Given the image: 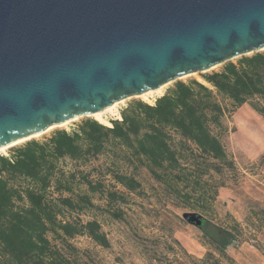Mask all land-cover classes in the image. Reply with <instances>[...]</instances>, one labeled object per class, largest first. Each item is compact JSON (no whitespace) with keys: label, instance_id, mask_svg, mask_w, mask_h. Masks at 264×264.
I'll return each mask as SVG.
<instances>
[{"label":"trees","instance_id":"obj_1","mask_svg":"<svg viewBox=\"0 0 264 264\" xmlns=\"http://www.w3.org/2000/svg\"><path fill=\"white\" fill-rule=\"evenodd\" d=\"M202 77L207 84L174 82L154 104L132 100L111 126L86 118L73 131L58 129L44 142L30 140L11 155H0V264H101V251L111 248L97 219H63L66 211L95 206L88 193L74 194L76 174L58 165L65 159L87 162L112 149L135 169L145 166L167 199L210 212L219 189L237 173L220 137L226 108L218 98L233 108L250 103L264 116V51ZM258 162L264 163V153ZM108 173L115 187L142 191L135 174L112 166ZM83 177L89 192L103 194L109 202L125 201L102 181ZM113 215L122 217L121 212ZM200 216L197 227L207 252L198 264H235L228 248L242 244L246 232H264V207L258 204L249 205L243 223L231 218L222 225ZM257 248L264 256V245Z\"/></svg>","mask_w":264,"mask_h":264},{"label":"water","instance_id":"obj_2","mask_svg":"<svg viewBox=\"0 0 264 264\" xmlns=\"http://www.w3.org/2000/svg\"><path fill=\"white\" fill-rule=\"evenodd\" d=\"M261 51L264 0H0V148Z\"/></svg>","mask_w":264,"mask_h":264},{"label":"rangeland","instance_id":"obj_3","mask_svg":"<svg viewBox=\"0 0 264 264\" xmlns=\"http://www.w3.org/2000/svg\"><path fill=\"white\" fill-rule=\"evenodd\" d=\"M237 60L238 58L232 61ZM222 67L223 65H219L207 73H194L181 80L187 82L196 79L207 84L202 75L219 71ZM173 83L166 84L162 94L156 96L155 100L152 99V102H147L141 97L124 99L118 104L116 114H107L108 120L111 122L120 119L121 111L132 100L140 99L154 104L157 98L173 86ZM218 99L226 108L223 117L225 131L220 137L226 151L236 163L237 173L236 179H229L228 186L219 189L213 208L208 213L167 199L161 186L145 166L137 165L135 169L127 161L115 157L111 152L112 149L106 151L104 155L90 158L87 162H74L69 159L59 162V168L67 173L76 174L73 184L74 194L88 193L95 205L92 209L80 213L66 211L63 219L77 218L83 222L97 219L101 223L111 241V248L100 253L101 264H198V259L205 255L207 249L200 241L199 228L185 220L184 213L200 214L224 225L230 222L231 218L243 223L249 205L258 204L261 208L264 207V163L258 162L259 157L264 153V116L254 110L250 103L233 108L229 101L221 97ZM86 118L93 117L78 118L31 140L44 142L58 129L73 131ZM245 118H252L255 127L248 125ZM257 132H260L258 142L251 143V136H247L250 138L247 141L245 135L249 133L257 135ZM26 142L11 147L0 155L9 156L15 148ZM111 166L119 168L122 172L135 174L142 184V191L132 193L121 187H115L108 173ZM83 176L92 181H102L107 190L122 193L125 201L117 199L109 202V198L105 195L89 192ZM51 192L56 196L57 193L53 189ZM115 212H121L122 217H115L113 215ZM244 239L242 244L228 248V253L235 264H264V256L257 248L258 245H264V232L256 236L246 232Z\"/></svg>","mask_w":264,"mask_h":264},{"label":"bare ground","instance_id":"obj_4","mask_svg":"<svg viewBox=\"0 0 264 264\" xmlns=\"http://www.w3.org/2000/svg\"><path fill=\"white\" fill-rule=\"evenodd\" d=\"M165 85L166 84H164L163 86H161V87H159L158 89H155V90H149L148 92H145V93H143L142 95H140V97L141 98H143L145 101H147V102H152L153 100H155V97L156 96H159L160 94H162V91H163V88L165 87ZM153 99V100H152ZM121 102H123V100L122 101H118V102H115L113 105H111L110 107H108V108H106V109H104V110H102V111H100V112H96V113H93V114H91L90 116L91 117H93L95 120H97V121H99L100 123H102V124H104V125H107V126H111L112 124H111V122L108 120V118H107V114L108 113H112V114H116L115 113V110H116V108H117V106H118V104L119 103H121ZM248 116V115H247ZM120 118H121V116H120ZM77 118H75V119H73V120H70V121H67V122H65V123H63V124H61V125H59V126H64V125H67L68 123H70V122H72V121H74V120H76ZM246 119V123L248 124V125H250V126H252V127H255V125H254V121L252 120V118L251 119H247V118H245ZM255 120V119H254ZM244 122V121H243ZM55 128V126H51V127H49L48 129H46L45 131H43V132H40V133H36V134H33V135H30V136H28V137H26V138H23V139H21V140H19V141H17V142H15V143H13V144H9L7 147H3V148H0V153H4L6 150H8L9 148H11L12 146H15V145H19V144H21V143H23V142H26L27 140H30V139H32V138H34V137H37V136H40V135H43V134H45V133H47L48 131H50V130H52V129H54ZM260 131H263V130H261L260 129ZM258 134H260V132L258 133L257 132V135H255V134H251V133H249V134H247V135H245L246 136V138L248 139L247 141H249V139L250 138H248L247 136H251L254 140H251L250 139V142L251 143H254L255 141L256 142H258V140H259V138H260V136H258ZM264 135V134H263ZM257 139V140H256ZM255 144V143H254ZM259 146V145H258Z\"/></svg>","mask_w":264,"mask_h":264},{"label":"built area","instance_id":"obj_5","mask_svg":"<svg viewBox=\"0 0 264 264\" xmlns=\"http://www.w3.org/2000/svg\"><path fill=\"white\" fill-rule=\"evenodd\" d=\"M121 119V118H120Z\"/></svg>","mask_w":264,"mask_h":264}]
</instances>
